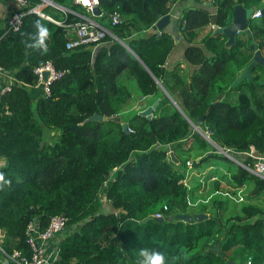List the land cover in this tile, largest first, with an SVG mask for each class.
Segmentation results:
<instances>
[{
  "label": "trees",
  "instance_id": "trees-1",
  "mask_svg": "<svg viewBox=\"0 0 264 264\" xmlns=\"http://www.w3.org/2000/svg\"><path fill=\"white\" fill-rule=\"evenodd\" d=\"M53 1L71 12L64 15L48 5L41 11L62 24L87 15L72 0ZM173 1L98 0L100 15L93 19L108 33L96 46L68 49L73 35L27 11L40 0H27L20 9L25 14L18 31L0 29V65L15 78L0 100V230L5 253L18 250L29 255L27 224L32 221L43 231L51 216L63 214L68 221L51 264H139V249L144 247L162 250L167 264H226L232 251L234 264L264 261V211L258 207L245 205L240 215L226 219L216 211L196 222L176 218L205 212L189 206V189L183 183L186 159L178 154L188 150L189 142L201 150L211 148L191 123L207 130L223 148L264 155V70L253 66L249 80L231 87L255 49L264 56V5L261 0H237L245 7L255 6L262 15L248 21L250 35L237 33L230 46L219 33L204 37L201 44L192 40L197 29L208 24L228 26L232 0H212L213 12L185 10L180 19L188 42L183 57L196 67L185 78L179 64L164 67L174 47L171 35L149 31L168 14ZM113 11L120 14V25L109 24ZM37 19L49 28L43 52L27 46ZM46 62L63 71L47 97L34 88L33 73ZM123 74L135 81L140 98H149L146 106L159 99L150 119L136 109L125 113L131 93L119 81ZM231 92H237L233 102L223 98ZM94 113L119 115L127 132L114 121L79 125ZM51 131L54 137H48ZM169 151L178 164L170 160ZM211 151L204 159L224 157ZM230 166L219 178L226 177L237 188L250 184L252 196L264 197V179L236 163ZM101 192L116 212L101 210ZM159 211L162 221L151 217ZM217 243L219 253L213 251Z\"/></svg>",
  "mask_w": 264,
  "mask_h": 264
},
{
  "label": "built area",
  "instance_id": "built-area-1",
  "mask_svg": "<svg viewBox=\"0 0 264 264\" xmlns=\"http://www.w3.org/2000/svg\"><path fill=\"white\" fill-rule=\"evenodd\" d=\"M16 5V9L13 10L6 21L7 29L11 31H18L22 24V17L25 14L24 11L20 10L22 7L27 6V0H12ZM73 4L79 5L84 8L87 15H79L80 20L70 24H62L60 21L52 18L51 16L45 14L41 11V8L45 5L51 6L57 9L60 13L64 14L71 12L67 8L57 5L53 0H40V4L30 7L27 11L37 14L38 16L49 20L50 22L62 26L67 34L73 35L69 38L66 43L68 49H72L78 46L83 45H98L101 40L104 38L105 34L108 33V30L105 26L98 23L93 19V9L98 7V0H72ZM262 13L260 9H255L252 13L253 19H258L261 17ZM108 22L111 26L120 25L122 19L120 14L117 11H113L108 16ZM214 27V26H213ZM43 72H47V76L43 79ZM33 73L37 77V82L34 85V88H40L43 96L47 97L50 95V85L53 81L60 78L63 74V71H56L50 62H46L42 66L35 67ZM15 81V78L12 74L8 73L0 65V100L1 97L10 91L12 83ZM3 83V84H1ZM196 126V125H195ZM199 126L193 127V129L199 132L205 139L207 138L209 142L214 143L209 136L207 130H203ZM206 139V140H207ZM207 140V141H208ZM220 150V153L231 158L237 165L243 167L247 171L253 173L254 175L264 179V155L255 153L253 150L247 152H235L234 150L216 147ZM234 154L236 158H234ZM1 161V160H0ZM3 162H0L2 165ZM212 170L213 166H209ZM191 163L189 160L185 161L184 166V177L183 183H185V178L190 172ZM244 187V185L242 186ZM239 187V188H242ZM163 210H166V207H163ZM151 217L161 218L162 212H155ZM68 219L63 214H58L51 216L49 218L48 224L43 231H38L34 222L30 221L26 226V242L31 248L29 255H23L20 251L14 250L10 254H7L3 251L1 244L3 242V231L0 230V253L4 255V258L1 261L3 264H51L57 256V249L55 252H46L44 248L45 243L49 242L52 238L58 236L61 231L64 229ZM246 264H250V259L246 261ZM264 264V261L261 263Z\"/></svg>",
  "mask_w": 264,
  "mask_h": 264
},
{
  "label": "rangeland",
  "instance_id": "rangeland-1",
  "mask_svg": "<svg viewBox=\"0 0 264 264\" xmlns=\"http://www.w3.org/2000/svg\"><path fill=\"white\" fill-rule=\"evenodd\" d=\"M181 69L184 72L185 78L191 73L187 67H181ZM119 81L127 89H129L131 93V98L125 103L124 109H127L125 113H128L131 110H135L137 107L140 108L139 110L143 109V103H146L149 98H140L139 90L136 86L135 81L124 74L120 77ZM34 93L38 95L37 91H34ZM236 94L237 92H231L228 95H223V98L233 102L236 99ZM168 96L172 99L169 94ZM191 125L193 127H196L192 123ZM197 129H199V127ZM55 134L56 132L54 131L48 132V137H54ZM207 142L211 145V148L201 150L196 145L189 142L185 145V148H188L187 151L178 152L182 160L186 159L191 163L190 172H188L185 178V183L187 184V187L189 189V206L192 207V209L195 211L204 210L205 212L203 213L207 215L210 212L216 211L217 215L222 219L233 217L234 215H240L241 209L245 205L258 207L264 211V197H262L261 195L252 196L250 184L246 186L247 189L245 187L237 188L231 186L227 182L226 177L219 178L220 174L226 175V173H228L227 166L233 164L234 161H232L231 158H227L226 156L212 157L207 160L204 159V155L206 153L212 152L211 149L215 150L214 153H216L217 155H222L220 153V150L216 148L221 147L218 143H211V141L209 142V140ZM234 158H236L235 154ZM212 165H217L218 168L213 166L215 168L210 170L209 166ZM230 167L233 168V166ZM100 199L102 202L101 210L103 212L113 211V208L110 206L109 201L105 199L102 192L100 193ZM253 219V217L250 218V220ZM233 252L234 251H232L231 253L228 252L227 254V258L228 260H230L229 262H232V264H234L235 261L233 258Z\"/></svg>",
  "mask_w": 264,
  "mask_h": 264
},
{
  "label": "water",
  "instance_id": "water-1",
  "mask_svg": "<svg viewBox=\"0 0 264 264\" xmlns=\"http://www.w3.org/2000/svg\"><path fill=\"white\" fill-rule=\"evenodd\" d=\"M254 11L253 7H243L240 4H236L233 6V10L231 13V22L228 26L226 27H217L214 31V33H219V34H223L224 36H226L227 40L225 42L226 46H230L233 42H234V38L236 36L237 33L240 32H245L247 35L249 34V30L247 27V23L249 20L252 19V13ZM94 16H99L100 15V10L98 7H95L92 11ZM169 21V14H166L162 17H160L149 29V31L151 33H158L160 31H162L164 29V27L167 25ZM252 48H255L254 45H251ZM255 65H259L262 67V69L264 70V56L261 54V51L259 49H255L253 56L251 58V60L249 61L248 65L237 75V77L235 78V80L233 81V83L231 84V87H234L236 84H238L241 80L243 79H250V69L255 66ZM47 76V72H43L42 77L43 79H45ZM156 81V80H155ZM156 83L159 85L160 89H162L163 93L172 101V103L175 105V107L177 109H179V107L177 106V104L168 96L167 92L165 91V89L161 86V84L156 81ZM264 84V79L263 82ZM221 96L218 97V99L216 101L221 100ZM159 102V99H156L152 104L150 105H144L143 109L139 110L140 108L137 107L136 110L138 111V114L146 117L147 119H150L152 117V114L155 110V108L157 107V104ZM180 111V109H179ZM203 116H201L198 120L197 123H201V121L203 120ZM114 121L117 123H120L122 126V130L124 132H127V123L126 122H121V117L119 115H115V116H108V117H104L103 115L94 113L91 116L85 118L83 121H81L79 123V125H83L85 123L88 122H92V121ZM78 125H74L73 129H77ZM210 155H212V153H210ZM168 156L170 158V160L175 163L178 164L179 160L176 158V156L174 155L173 151H169L168 152ZM151 217H149L148 219H150ZM176 218L180 219V220H185L188 222H196V221H201L204 218H207V214L204 213H196V214H179L176 215ZM169 220H172L173 217H169ZM155 220L157 221H162L163 218H155ZM213 251H215L216 253H219V243H217L215 245V247L213 248ZM119 264V263H118ZM226 264H232V262H226Z\"/></svg>",
  "mask_w": 264,
  "mask_h": 264
},
{
  "label": "crops",
  "instance_id": "crops-1",
  "mask_svg": "<svg viewBox=\"0 0 264 264\" xmlns=\"http://www.w3.org/2000/svg\"><path fill=\"white\" fill-rule=\"evenodd\" d=\"M234 5L240 4L241 6L245 7L242 3H237V0H232ZM261 3L264 5V0H261ZM253 7L254 10L257 9L255 6ZM194 8H205L211 12L214 11V4L212 0H174L170 5L169 14V21L167 25L164 27L162 31L169 33L174 41V47L167 60L165 62L164 67L170 69L175 65H180L182 68L187 67L190 72H192L196 67L192 66L184 61L183 57V50L188 45L187 40L184 38V34L180 30V19L182 13L187 9H194ZM16 9V5L12 0H0V29H3L6 26L7 18L9 17L10 13ZM214 26V27H213ZM218 26L214 24H208L202 28L197 29L196 36L192 40L193 44H201V40L213 34L215 29ZM176 60V61H175ZM146 105L144 102L142 106ZM235 163V162H234ZM246 188V186L244 185ZM114 212H116L113 209ZM59 242V235L52 238L49 242L45 243L44 248L46 252H55L58 248Z\"/></svg>",
  "mask_w": 264,
  "mask_h": 264
},
{
  "label": "clouds",
  "instance_id": "clouds-1",
  "mask_svg": "<svg viewBox=\"0 0 264 264\" xmlns=\"http://www.w3.org/2000/svg\"><path fill=\"white\" fill-rule=\"evenodd\" d=\"M35 31L30 34V39L27 46L34 49H39L42 52L47 50V40L49 37V28L39 19L34 22ZM139 264H167L165 253L152 247H144L139 249Z\"/></svg>",
  "mask_w": 264,
  "mask_h": 264
}]
</instances>
